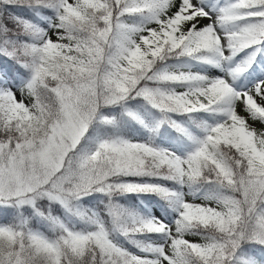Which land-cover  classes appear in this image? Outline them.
<instances>
[{
  "label": "snow or ice",
  "instance_id": "obj_1",
  "mask_svg": "<svg viewBox=\"0 0 264 264\" xmlns=\"http://www.w3.org/2000/svg\"><path fill=\"white\" fill-rule=\"evenodd\" d=\"M0 264H264V0H0Z\"/></svg>",
  "mask_w": 264,
  "mask_h": 264
}]
</instances>
